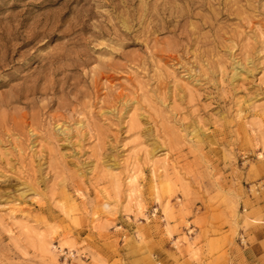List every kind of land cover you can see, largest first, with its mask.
Returning <instances> with one entry per match:
<instances>
[{
	"label": "rangeland",
	"instance_id": "rangeland-1",
	"mask_svg": "<svg viewBox=\"0 0 264 264\" xmlns=\"http://www.w3.org/2000/svg\"><path fill=\"white\" fill-rule=\"evenodd\" d=\"M0 264H264V0H0Z\"/></svg>",
	"mask_w": 264,
	"mask_h": 264
}]
</instances>
